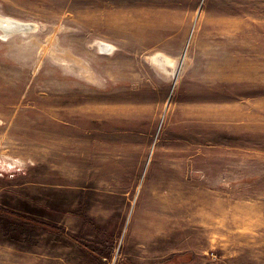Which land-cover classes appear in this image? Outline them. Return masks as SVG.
Returning <instances> with one entry per match:
<instances>
[{
    "label": "rangeland",
    "instance_id": "rangeland-1",
    "mask_svg": "<svg viewBox=\"0 0 264 264\" xmlns=\"http://www.w3.org/2000/svg\"><path fill=\"white\" fill-rule=\"evenodd\" d=\"M0 18V264H264V0Z\"/></svg>",
    "mask_w": 264,
    "mask_h": 264
},
{
    "label": "bare ground",
    "instance_id": "bare-ground-1",
    "mask_svg": "<svg viewBox=\"0 0 264 264\" xmlns=\"http://www.w3.org/2000/svg\"><path fill=\"white\" fill-rule=\"evenodd\" d=\"M25 27L26 26H23L20 23H15V22H13L10 19L0 18V30H3L4 31L5 29L6 30H9V29H12V28H19V30H21V29H27ZM98 49L99 50L107 49L109 51L111 48L108 45H105V44L102 45L100 43L98 45ZM152 60L156 64V67L158 68L159 71H161V72H168V69H166V66L170 65V61L168 59H166L163 56L155 55V56H153Z\"/></svg>",
    "mask_w": 264,
    "mask_h": 264
},
{
    "label": "trees",
    "instance_id": "trees-1",
    "mask_svg": "<svg viewBox=\"0 0 264 264\" xmlns=\"http://www.w3.org/2000/svg\"><path fill=\"white\" fill-rule=\"evenodd\" d=\"M0 219L6 220L7 222H11L15 225H20L25 227V224H32L37 225L38 222L35 220H32L28 216L20 215L19 213L13 212L11 210L4 209L0 207ZM49 231H53L57 233L55 230L49 229Z\"/></svg>",
    "mask_w": 264,
    "mask_h": 264
}]
</instances>
